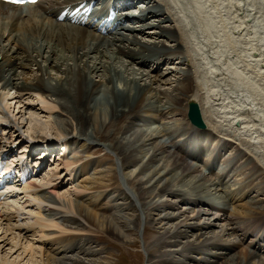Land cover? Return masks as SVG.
<instances>
[{"label":"bare ground","instance_id":"obj_1","mask_svg":"<svg viewBox=\"0 0 264 264\" xmlns=\"http://www.w3.org/2000/svg\"><path fill=\"white\" fill-rule=\"evenodd\" d=\"M149 1L154 6L148 11L157 9L161 13V19L152 26L159 32L151 41L142 39V33L136 29L131 30L130 35L116 33L112 39H106L93 30L58 24L32 9L27 10L29 18L15 23L22 14L21 9L0 3V108L5 112V117H0V124L4 122L21 133L22 130L16 128L14 110L24 109L22 123L31 126L33 135H45L44 140L51 143L60 142L65 151L75 144L92 141L115 154L118 164L111 163V173L116 180L118 167V175L123 177L103 192L93 189L94 193H88L91 195L89 202L79 200L91 190L86 181L77 184L74 190L57 191L58 185L50 188L41 180L39 185H27L25 188L31 192L19 200L0 203V264H68V260L73 264H100V260L94 258L93 246L92 249L71 248L73 235L77 232L85 234L88 230L95 233L92 228H96L124 244L131 241L136 246V235L142 236L149 217L150 227L154 226L161 234L154 248H146L148 264H179L174 259L178 253L190 254L208 242H213L214 247L226 233L228 242L235 236L207 212L199 211L192 217H187L186 212L172 215L169 212L174 205L170 202L167 213L158 215L156 209L164 207V194L180 190L196 194L198 204L206 195L226 204L236 197L254 202L243 193V188L233 190V185L228 186L233 177L243 175L234 163H229V173L224 177L228 179L227 183L212 182L204 171L191 163L192 159L185 153L189 150L180 141L190 139L185 108L192 101L199 103L204 120L212 126L204 130L206 135H225L252 151L251 162L259 163L258 174L264 180V0H183L191 8L193 3H198L202 13L214 17L213 34L206 35L205 39H193L194 33L189 30L182 10H179L181 20L162 0ZM173 22L174 27L166 25ZM189 36L193 39L189 55L188 51L172 50L174 47L168 44ZM175 53L182 55L178 59H183L184 65L180 66L178 62L166 70H147L141 64L156 56L152 62L174 60ZM26 96L29 100L36 98L41 108L29 104L21 106ZM56 113L60 119L63 116L65 119L57 123L49 121ZM141 114L160 117L163 125L145 130L146 125L138 123ZM126 116L132 120V129L136 130L131 132L128 126L121 127L118 134H114L109 123L115 124ZM6 131V128L2 131L5 139L0 141V150L8 149L10 145L6 143L13 137L6 135ZM100 137L111 139V142L103 143ZM205 151L200 148L201 153ZM77 164V161L66 162L70 171L76 174ZM85 169H89V165ZM53 175L56 180L60 179L58 172ZM79 178L77 174L73 184ZM124 180L128 185L134 183L138 199ZM219 187H222L221 191ZM111 195L117 202L125 200L115 205L119 206L117 211L128 210L133 214H124L118 219L97 215L96 201L101 197L111 201ZM183 197L176 199L183 203ZM235 200L229 205L235 207L232 209L235 217L244 216L264 224V208L260 206L258 212L241 210L235 206ZM140 204L145 206L146 214L139 211ZM34 207L36 211L32 210ZM25 214L31 218L25 219V223L16 221ZM181 217H185L181 223H173ZM195 219H203L200 221L207 225L194 223L196 226L189 236L187 230L182 231L180 227L183 222H194ZM208 229H217L218 233ZM200 231L207 233L200 234ZM245 233L257 234V231L251 229ZM47 241L51 244L50 250L45 247ZM78 250H83L86 258H79ZM69 252L70 257L67 256ZM157 252L160 256L153 260ZM207 255L214 258L197 264H264L263 257L256 252L238 256L232 251ZM99 256L96 257L100 259ZM188 259L182 264L196 262ZM220 260L225 261L221 263Z\"/></svg>","mask_w":264,"mask_h":264},{"label":"rangeland","instance_id":"obj_2","mask_svg":"<svg viewBox=\"0 0 264 264\" xmlns=\"http://www.w3.org/2000/svg\"><path fill=\"white\" fill-rule=\"evenodd\" d=\"M238 78V77H237ZM186 109V108H185ZM57 114L58 113H56V114H53V117H52V119H50L49 118V121H53V122H56L57 123V121L59 122L61 119L63 120V119H65L64 118V116H63V118H59V116H57ZM146 116V115H145ZM184 116H185V112H184ZM153 120L150 116H147V120L149 121V120ZM157 119H160V118H157ZM61 120V121H62ZM129 121V119H127V116L126 117H123V119L121 120V121H118L117 123H115L114 124V122H111V123H109V128H110V130H112V131H114V134H118V132H119V130H120V128L122 127V128H126L127 126H128V124L130 123V122H128ZM153 123V126L154 127H157L158 125H156L157 123H155V122H146L145 120L143 121V122H141V124H145L147 127V129H148V127H150L151 126V124ZM209 124V123H208ZM210 125V124H209ZM108 128V129H109ZM114 128V129H113ZM128 128H130V130H131V132H132V127L131 126H129ZM133 130H136V129H133ZM50 136V135H49ZM34 137H36V138H38V137H42L43 139L46 137L45 135H36V136H34ZM101 138V137H100ZM105 138H101V141L102 142H106V143H109V142H111V139H105ZM219 140H216V144H218L219 146L220 145H223V143H219L220 142V138H218ZM107 140H109V141H107ZM219 141V142H218ZM231 146V144H229V145H227V148L226 149H228L229 147ZM85 145H84V143H83V145H80V148L79 149H82V150H79L78 151V154H79V156H80V158L82 159V161L83 162H85L86 160H89V159H91L92 157H94V162H98V164L96 165V166H98L97 167V174L98 175H100V176H96L97 177V179H100L99 181H98V183H99V189H101V190H98L97 192H99V191H104V190H106V188L109 186L110 187V185H112V184H114L115 183V181L113 180V178L111 177L112 176V174H111V170H112V168L113 167H111V163H112V160H115V158L114 157H112V156H109L108 154H106L105 152H102L103 151V149L101 148V151H99V152H94L95 150H97V149H100V148H90V152H88V153H85ZM84 148V149H83ZM84 150V152L82 153V151ZM102 152V153H101ZM94 153H97V154H94ZM99 153H101V154H99ZM227 153V151H223V152H220V151H218V154H221V155H225ZM232 154V152L230 151V152H228L227 154H226V156L225 157H223V160H226V159H228L229 158V156ZM220 161H221V159H220ZM219 161V162H220ZM100 162V163H99ZM105 162V163H104ZM193 162V164L194 165H197L200 169H201V171H204L206 174H207V177L213 182V181H215V178H219L218 177V173L217 172H215L214 173V175L213 174H209V172H208V168H212V166L211 165H207V166H205V165H203V164H206L207 163V160L204 158V160H200V161H198V162H196L195 160L194 161H192ZM110 164V165H109ZM218 163H216V165H217ZM247 164V165H246ZM99 167H101V168H99ZM107 167V168H106ZM214 167V166H213ZM238 167H241L243 170H242V172L243 173H245V174H248V176H245V177H242V179L241 178H239V179H234L233 180V182L234 183H236V186L237 187H240L241 186V184H247V185H250V184H252V185H250V187L249 188H245V190L247 191V192H249V194L251 195V197H253V198H255L256 199V201H259V202H263L264 203V194H263V191H264V182L262 181V179L261 178H259L257 175H254L257 171H258V169L257 168H252V166L251 165H249V160H248V157H245L244 158V155L242 154V155H239V158H238V160H237V169H238ZM104 168H106V169H104ZM102 169V170H101ZM135 169V168H134ZM217 169H221V167L220 166H217ZM100 170V171H99ZM104 170V171H103ZM108 170V171H107ZM102 171V172H101ZM131 171V170H130ZM105 173V174H104ZM102 175V176H101ZM251 176H253V177H251ZM101 177V178H100ZM105 178V179H104ZM94 178H93V176H91V175H89L88 177H87V180L86 181H91V180H93ZM113 180V181H112ZM94 181V180H93ZM103 183H102V182ZM104 181H105V183H104ZM107 181H109L108 182V184H107ZM100 182H101V184H100ZM111 182V183H110ZM135 182V181H134ZM218 182H222V179H220ZM253 182V183H252ZM90 184V183H89ZM107 184V185H106ZM104 185V186H103ZM134 185V183H132L131 185H129V187H130V189H133V192H134V194H135V196L137 197L138 195H137V193L135 192V187L133 186ZM90 187H91V185H89ZM108 187V188H109ZM215 189V188H214ZM181 191V192H180ZM180 191H170L168 194L166 193V194H164V197H163V200H164V207L163 208H161V210L160 209H156V213L158 214V215H160V213L161 212H165L166 211V207H167V204L170 202V204H172V205H174V208H172V210L169 212V213H171L172 215H174L175 213L178 215V214H181V213H187V217H192V216H194L196 213H198L199 211L201 212V211H204V212H207V213H209V212H211L212 214H214L216 217L214 218V219H217V220H220V222H219V224H223L227 229H228V231H229V233L230 232H232L233 233V235H236L237 237H240V241H243V242H240L239 240H238V242L240 243V246L238 247V249H236V251H235V253H236V256H238L239 254H241V253H253L254 251V249L253 248H256V250L257 251H259V250H261L260 248L261 247H264V245H259V247H255V243H254V236H251V235H248V236H245V231H242L241 229H244L245 227H247V228H258V224H257V222L254 220V221H252L251 220V218H248V217H245V218H243L244 216H241V217H235V215H234V213L232 212L231 213V211H225V212H220V211H218L219 209V207L217 206V205H221V204H219L218 203V201L217 200H215V201H213V200H211L210 201V199L211 198H213V197H209L208 195H206L205 197H204V199H203V201H202V206H201V204L199 205V207H197V204H196V199H195V196H196V194H191V192H189V191H182V190H180ZM90 192H93V190H91V191H89L88 193H90ZM96 192V191H95ZM101 192V193H102ZM186 192V193H185ZM214 194H215V191L213 192ZM217 193H218V191H217ZM168 195V196H167ZM170 195V196H169ZM180 196V195H185V197H186V201L184 202V203H180V200H177L176 199V197L175 196ZM86 197V199L88 200V199H90L87 195L85 196ZM170 197V198H169ZM215 197V196H214ZM173 198V199H172ZM167 199V200H166ZM119 201H120V203H119ZM117 203L118 204H122L123 202H125V200H119ZM173 203H172V202ZM248 200H245V201H239L238 202V207L241 209V210H250V211H252V212H258L259 210H257L258 209V207H256V206H252L251 204H249L248 202H247ZM246 202V203H245ZM204 203H213L212 204V206H203V205H205ZM257 203V202H256ZM143 204V203H142ZM258 204V203H257ZM260 204V203H259ZM144 205V204H143ZM176 205V206H175ZM261 205V204H260ZM169 206H171V205H169ZM213 206H214V210H213ZM119 206H114V208H113V210L111 209V203H109V202H107V203H101L99 206H98V208L96 209L95 208V213H97V215H99L100 217H102V218H115V219H118V217H120V216H122V215H126V214H133V212L132 211H128V210H126V211H124V212H122V211H117L116 209L118 208ZM254 207H256V208H254ZM262 207V206H261ZM142 208L144 209V212H145V214L147 213V211H146V208H145V206H142ZM155 208V207H154ZM90 209H92V208H90ZM120 209L121 210H124V208L122 207V206H120ZM201 209V210H200ZM169 210H170V207H169ZM192 210V211H191ZM98 211V212H97ZM158 211V212H157ZM176 211H178V212H176ZM262 211H264V210H262ZM155 212V211H154ZM180 212V213H179ZM214 212V213H213ZM165 213H167V211L165 212ZM149 214V213H148ZM147 214V215H148ZM175 214V215H176ZM191 215V216H190ZM117 216V217H116ZM196 216H198V214L196 215ZM195 216V217H196ZM145 218H146V216H145ZM156 218H157V216H156ZM182 218V219H181ZM180 218V220L178 221H174L173 223L174 224H177V223H181L182 221L181 220H183V218H185V217H181ZM197 219H195L194 220V222L193 221H189L188 223H185V222H183L184 224L183 225H181L182 227H180L181 229H182V231H186V234H188L189 236L191 235V233H192V228L194 227V226H196L194 223H197V224H199L200 222H202L203 221V219H199V220H197ZM200 220H202V221H200ZM247 220H250V221H247ZM148 221V223L145 225V232L142 234V236L141 235H139L138 234V236L136 235V239H137V244H136V246L135 245H133L132 243H131V241L129 242V243H127V244H124V243H122V242H120V241H118V240H116L115 239V237H113V236H110V235H108V234H106V233H104L103 231H101V230H98V229H96V228H93L96 232L95 233H92V232H90L89 230H88V232H86L85 234H87V233H91V237H92V239H87V238H80V239H75V240H80L79 242L81 243V244H83V242H84V245H86L87 243H88V241H89V246L87 245V247L88 248H90V249H92V246H93V249L92 250H97V251H95L96 253H95V256H94V258L96 259V260H100V264H148V259H149V252L147 251V249L146 248H150V249H152V248H154L155 246H156V243H157V238L159 237V235L161 234V231H159V230H155V227L153 226H151L150 227V217H149V219L147 220ZM253 223H252V222ZM222 222V223H221ZM246 222H248V224H246ZM255 222V223H254ZM189 223H193L192 225L190 224L189 225ZM227 223V224H226ZM205 223H203L202 222V224H200V226H202V225H204ZM205 225H207V223L205 224ZM177 226V225H176ZM176 226H171V227H176ZM236 228H235V227ZM260 226V225H259ZM188 227V228H187ZM157 228V227H156ZM187 228V229H186ZM233 229H236L235 231H237L236 233H238V235L234 232V230ZM238 229V230H237ZM148 230H150V231H148ZM176 230L177 229H175L174 230V232H176ZM215 230H216V232L218 233V230L217 229H211V230H209L208 229V231H214L215 232ZM233 230V231H232ZM201 232H202V234H206L207 232L205 231H200L199 233L201 234ZM137 233H139V232H137ZM78 236H80V235H82V233H79V232H77L76 233ZM90 236H87V237H90ZM146 236H148V237H146ZM220 236H222L221 234H220ZM225 237L223 238V237H221L220 238V240H219V243L217 244V245H215L214 247H213V245L214 244H212L213 242H208V243H204V244H202L201 246H200V250H194L192 253H190V254H187V261H191L192 259H194V260H196V262H194V263H192V264H197V263H201V262H203L204 261V259L206 260H211L212 258H214V256L210 259L209 258V256L207 255L208 253L210 254V252L211 253H214V255L216 256L217 254H220V253H225L226 254V252L227 253H229V250H230V248L231 247H233V245L235 244V243H238L237 241H234V238H235V236H232V239H231V241H227V239H229L228 238V234L226 233V235H224ZM234 237V238H233ZM84 239V240H83ZM134 239H135V237H134ZM139 239V240H138ZM188 240H182L181 242H187ZM222 241V242H221ZM140 244V245H139ZM145 245L146 246V244H148V247L146 246L145 248H144V250L147 252V255H145L144 254V252L142 251V245ZM207 245V247H206V245ZM216 244V243H215ZM75 245V244H74ZM229 245V246H228ZM91 246V247H90ZM205 246V247H204ZM74 246H72L71 248H73ZM95 247V248H94ZM141 247V248H140ZM216 247V248H215ZM46 248H48L49 250L51 249L50 248V246H48V247H46ZM75 248H77V247H75ZM204 248V249H203ZM221 248V249H220ZM69 249V248H68ZM104 249V250H103ZM217 249V250H216ZM224 249V250H223ZM215 250V251H214ZM162 252H164L165 250L162 248V250H161ZM205 251V252H204ZM99 252V253H98ZM62 253V252H61ZM83 250H78L77 251V253L76 254H78L79 255V258H82V257H85L86 258V256H84L83 254ZM216 253V254H215ZM97 254H100V256H99V258L100 259H98L96 256H97ZM201 254V255H200ZM205 254V255H204ZM67 256H71V253L69 252L68 254H67ZM160 256V253H156L155 255H154V257H152L153 258V260L155 259V260H157L158 259V257ZM178 256V257H177ZM184 254L183 253H178L176 256H174V259H175V261L177 262H179L180 264H182V263H184V261L186 260V259H181V257L182 258H184ZM60 257H62V255H60ZM59 257V258H60ZM64 257V256H63ZM234 257H235V255H234ZM221 261V263H223L225 260H220ZM223 261V262H222ZM262 261L264 262V255H263V259H262ZM68 264H73V262L72 261H70V260H68ZM74 264H76V263H74ZM78 264V263H77ZM99 264V263H98Z\"/></svg>","mask_w":264,"mask_h":264},{"label":"water","instance_id":"obj_3","mask_svg":"<svg viewBox=\"0 0 264 264\" xmlns=\"http://www.w3.org/2000/svg\"><path fill=\"white\" fill-rule=\"evenodd\" d=\"M194 105H192V110L190 111V119L192 120V122L194 123H199L201 124V117H200V113L198 111V109L196 108Z\"/></svg>","mask_w":264,"mask_h":264},{"label":"snow or ice","instance_id":"obj_4","mask_svg":"<svg viewBox=\"0 0 264 264\" xmlns=\"http://www.w3.org/2000/svg\"><path fill=\"white\" fill-rule=\"evenodd\" d=\"M14 2H20V0H14ZM33 2H34V0H33Z\"/></svg>","mask_w":264,"mask_h":264}]
</instances>
